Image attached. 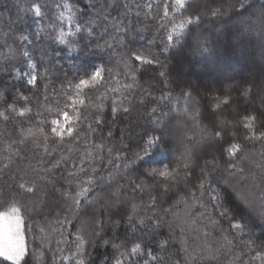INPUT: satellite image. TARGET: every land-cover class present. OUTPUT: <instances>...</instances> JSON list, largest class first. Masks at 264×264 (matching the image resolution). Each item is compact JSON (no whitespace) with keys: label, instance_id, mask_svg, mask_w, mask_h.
I'll return each mask as SVG.
<instances>
[{"label":"snow or ice","instance_id":"1","mask_svg":"<svg viewBox=\"0 0 264 264\" xmlns=\"http://www.w3.org/2000/svg\"><path fill=\"white\" fill-rule=\"evenodd\" d=\"M21 10L41 23L30 36L17 16L0 60L15 59L18 32L21 45L47 36L70 53L106 60L77 69L71 80L65 73L59 89L52 56L37 61L25 48L27 71L0 69L26 88L0 91V259L264 264V64L237 89L245 107L229 111L231 118L225 111L235 103L232 89L201 92L180 77L182 62L171 64L207 52L211 42L201 29L229 15L233 27L217 43L256 38L264 59V0H30ZM57 21L67 32H46ZM149 22L154 35L137 48L145 29L136 25ZM98 29L107 38L96 40ZM50 86L55 109L26 94L39 87L49 101ZM134 131L136 143H126ZM21 161L27 166L12 168ZM26 220L34 228L31 248Z\"/></svg>","mask_w":264,"mask_h":264},{"label":"trees","instance_id":"2","mask_svg":"<svg viewBox=\"0 0 264 264\" xmlns=\"http://www.w3.org/2000/svg\"><path fill=\"white\" fill-rule=\"evenodd\" d=\"M49 3H52L53 0H48ZM84 0H80V3L83 4ZM119 2V0H118ZM136 0H128L129 5L135 3ZM199 3L200 0H197ZM205 3L211 4L212 0H204ZM27 3H30V0H0V43H4L7 39L5 32L8 25H11L16 19L17 16H22L21 28L24 34L32 35L38 29L39 24L41 23L35 19L31 13H24L21 8L26 6ZM61 11H66L61 9ZM122 11V10H121ZM52 14L51 12L49 13ZM124 19L123 16L120 17ZM129 19H132V13L129 12ZM231 16H225L221 20H209L201 29L204 34L208 37L211 42L209 50L202 55L191 57L189 60L181 61L180 57L174 58L171 60V64L176 65L178 62L183 63V71L181 72L177 68L182 79H187L193 85L197 86L201 92H204L210 89L213 93H224L228 89H232L231 95L235 101L231 110L225 111V116L231 118L229 111L236 112L242 110L245 105L242 102L239 92L237 89L244 86L245 81H248L251 77H258L261 71V65L264 64V59H262L261 50L258 46V41L256 38L244 39L240 42H234L231 47L225 46L223 44H218L217 41L222 34L226 33L230 27H233L229 22ZM45 24L48 23L47 18L44 21ZM57 26L54 29H46V32H50L53 36L59 34L60 27H64V30L67 32L66 25L56 22ZM111 23H115L112 21ZM138 28H144L145 31L141 34L142 39H137L134 43L137 48H142L147 46V42L154 35V31L150 30L154 28L152 23H139L136 25ZM111 31V29H109ZM98 34L96 40H101V36L107 38L106 33H103L102 29H98ZM20 33H16V43L13 45V50L10 53L15 59L12 61H2L0 60V69L8 68L11 69V66L15 64L22 71H27V61L21 57V52L27 48L33 53V58L37 61L40 60L41 54L45 56H52V60L49 61L51 66V75L53 81L56 84L57 89H59L61 81L64 79V74L67 73V78L72 79L74 73L77 69L82 67H87L92 64H102L105 62L106 57H101L100 55H94L91 52L83 51L79 54L70 53L69 50L56 43L53 39L41 38L39 41H35L32 45H28L26 42L21 45L18 37ZM69 40H75V37H68ZM7 43L12 45V39H7ZM95 44H93V49ZM0 51H7V49H0ZM58 54V55H57ZM62 66V67H61ZM26 91L25 84L23 80H11L8 72L0 71V91H7L10 95L14 94L15 90ZM30 96L34 97L33 102L40 105L47 104L52 108H56V105L53 101V96L51 94V86L49 90V101H44L42 98V92L39 87L33 90V93H27ZM95 93H89V96H94ZM39 97V99H35ZM61 101V107L63 106V98L55 97ZM86 103H91V100L86 98ZM202 103H208L207 100L202 101ZM43 111V108H40ZM71 114V110H69ZM47 115V113H46ZM137 115L136 112L133 113V117ZM207 115V113H206ZM52 116H55V112L52 113ZM210 118V117H209ZM21 118H18V120ZM131 119V118H130ZM28 124H24V127H28ZM125 125L121 124L120 128H124ZM5 130V125L3 122H0V131ZM7 131H12V125H7ZM47 131V128H46ZM138 131V129H137ZM138 137L135 135V131L132 137L126 139V143L135 144ZM6 141H0V152ZM119 143V140L116 141ZM54 146V145H53ZM28 155L31 156V150L28 149ZM75 155V154H74ZM170 160H174V157L170 154L168 157ZM26 162L21 161L19 165L14 163L12 165L13 169L17 167H26ZM52 207H55L53 204ZM179 215H183L181 211ZM26 224L29 225L26 229V242L29 247L33 246L32 237L34 235V228L31 226V223L26 220ZM257 232L259 230L257 229ZM0 264H10V262H5L0 259Z\"/></svg>","mask_w":264,"mask_h":264}]
</instances>
